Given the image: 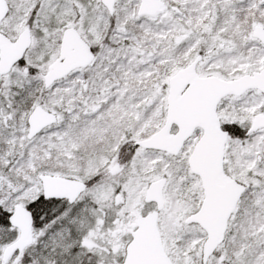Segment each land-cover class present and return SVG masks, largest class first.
Listing matches in <instances>:
<instances>
[{
    "label": "snow or ice",
    "instance_id": "1",
    "mask_svg": "<svg viewBox=\"0 0 264 264\" xmlns=\"http://www.w3.org/2000/svg\"><path fill=\"white\" fill-rule=\"evenodd\" d=\"M0 264H264V0H0Z\"/></svg>",
    "mask_w": 264,
    "mask_h": 264
}]
</instances>
